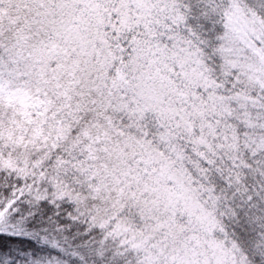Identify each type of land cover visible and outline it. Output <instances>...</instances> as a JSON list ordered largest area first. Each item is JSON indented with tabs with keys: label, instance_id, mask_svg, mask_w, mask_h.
Listing matches in <instances>:
<instances>
[{
	"label": "snow or ice",
	"instance_id": "snow-or-ice-1",
	"mask_svg": "<svg viewBox=\"0 0 264 264\" xmlns=\"http://www.w3.org/2000/svg\"><path fill=\"white\" fill-rule=\"evenodd\" d=\"M0 264H264V0H0Z\"/></svg>",
	"mask_w": 264,
	"mask_h": 264
}]
</instances>
